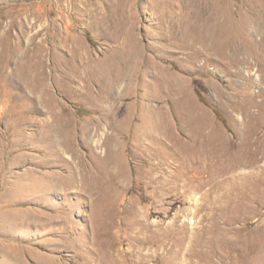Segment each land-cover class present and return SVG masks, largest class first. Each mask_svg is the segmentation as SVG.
<instances>
[{"label": "rangeland", "instance_id": "1", "mask_svg": "<svg viewBox=\"0 0 264 264\" xmlns=\"http://www.w3.org/2000/svg\"><path fill=\"white\" fill-rule=\"evenodd\" d=\"M0 264H264V0H0Z\"/></svg>", "mask_w": 264, "mask_h": 264}, {"label": "bare ground", "instance_id": "2", "mask_svg": "<svg viewBox=\"0 0 264 264\" xmlns=\"http://www.w3.org/2000/svg\"><path fill=\"white\" fill-rule=\"evenodd\" d=\"M196 19V18H195ZM195 21V20H194ZM201 25V24H200ZM260 262V261H259Z\"/></svg>", "mask_w": 264, "mask_h": 264}]
</instances>
